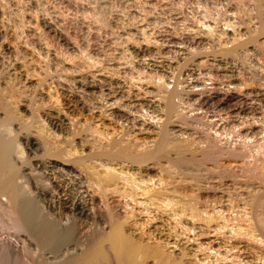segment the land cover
<instances>
[{
    "label": "rangeland",
    "instance_id": "374dc122",
    "mask_svg": "<svg viewBox=\"0 0 264 264\" xmlns=\"http://www.w3.org/2000/svg\"><path fill=\"white\" fill-rule=\"evenodd\" d=\"M229 48L232 51H229L230 53L227 52ZM8 63L9 80H6V82L7 86L9 84V93L11 94H9L11 97L10 109L15 113L17 122L15 119L10 120L9 127L5 128L15 142L14 148L15 146L16 148L14 150L17 149L16 151L19 153L17 154L14 151V158L16 157L15 155L23 157V160L18 157H16L17 159L13 158L17 162L13 160L17 169H27V166H31L32 157V159L49 157L41 152L45 147V144H43L45 141L52 148L60 149L61 147L60 153L62 151L63 155L59 153L58 149L57 151L62 158L66 156L64 153L66 150L64 149H67V151L74 150L72 155H82L94 149L92 147L101 146V144L104 146L107 138L110 137L111 139L109 138V140H112L114 137L117 138L116 136L119 137L113 140L120 142L119 145L122 142H128L127 144L132 142L138 145L137 147L140 144L143 145V147L141 145L139 148L135 147L136 150L147 148L156 134L157 124L159 125L161 122L160 118L162 119L160 105H158L160 104V99H158L157 93H164V87L167 90V87L172 82H176L181 106L179 110V104L175 105L178 111H176L177 114L173 118H171L172 116L170 117L172 126L169 128L170 124L168 125L167 137L170 139L174 138L172 139L175 142L174 145L177 144V147L182 150V154L179 152L177 156L180 157L179 160L181 162L183 161L182 159H186L185 165L181 163L178 164L179 166L176 165V167L171 166L175 172L174 170L172 171L167 162L174 159V154L168 151L166 159H164L165 156L158 158L165 161L164 163L156 158L157 160H152L154 163L152 161L145 162L139 165L140 167L135 166L132 169L133 172L138 171L143 179L156 184V186H153L156 192L157 189L161 191L165 189L163 193L168 190L164 194L161 192L162 194H159L160 198H165V200L169 198L171 201L172 199L176 201L180 199L178 201L180 203L186 196L183 204L187 205L186 203H188L189 205L190 203L191 206L189 205L185 208V205L183 206L180 203L182 205L180 208H184V211L181 209V212H185V214H181L179 209L174 210L175 207L179 208V203L175 201L177 203L175 204L172 201L175 204L174 208L167 205V207L162 206L169 209L167 214L165 209L162 211L161 205H157L156 211L158 212H155L156 218L159 217L157 221L158 219L159 221H156L157 223L155 222L154 225L162 227V229L167 226L168 233L172 231L169 237L173 233L176 236L172 238H176L180 234V237H177L179 240L176 238L178 242L191 243L188 245L189 247L185 248L192 251L196 250L193 253H197L200 250L195 256H198L197 258L202 261L205 260L204 262L207 260L206 263L226 264L227 262L228 264L229 262L231 264L233 261L228 260L232 259L235 261L237 256H239L237 260L240 261V264H243L246 258L244 264H250L251 262L264 264L262 262L264 258V252H262V250L264 251V238L254 228L255 221L259 219L260 214L263 215H261L262 217L260 216V219L263 218L262 220H264V0H0L1 69L4 66L7 67ZM154 82L158 83L155 84ZM10 83L12 84L10 85ZM159 83L161 86L163 84V86L156 88ZM14 94L17 95L15 96ZM123 107H126L125 110ZM153 108L156 110H153ZM141 115L143 117L139 118ZM21 122L22 124H20ZM24 124H27V126ZM141 124L143 125L141 126ZM19 125L24 126L19 128ZM39 130L38 135L35 134ZM30 134L32 138V135L35 134L34 139L36 136L38 137L36 140L38 144L41 143L39 145L40 148H43L39 149L40 153H32L30 149L23 145L22 139L24 136L30 137ZM19 135H23V138H20ZM171 135L174 137H169ZM176 135H180V137H176ZM181 137L183 141L180 140ZM119 138L123 140L120 141ZM178 140L181 141L180 144ZM173 141L172 143H174ZM187 142L189 145H184ZM192 142L195 143V146ZM204 144L206 145L205 147H203ZM128 146L130 149L132 148L130 145ZM187 146H190V148H187ZM204 148H208L206 152L210 151V153H207L208 157H205L207 154L205 155ZM184 151H188V153H184ZM189 151H191L190 155ZM198 152L199 154H196ZM29 153H32V155ZM33 154L40 155V157H36L37 155L34 157ZM198 156L202 157L201 160ZM60 157H57V159L62 162H66L70 158L67 156L63 160ZM192 158H195L197 163ZM198 160H200L199 164ZM165 163H167L166 168H169L163 167V170L162 166H165ZM121 164L124 165V163ZM125 165L127 166L128 164ZM30 169L34 170L32 166ZM165 169L166 172L170 173H166ZM169 169L170 171H167ZM45 170L47 171L46 168L34 170L33 173L36 171L38 175L41 173V176L39 175L40 178L36 177L34 173L32 178L29 176L30 178L26 179V182L28 184L35 182L36 185L38 184L43 188L48 186V188H45L48 191L50 188V192L52 193L53 191L55 194L57 191L66 188L67 184L65 181L57 182L56 186L58 188H56L51 181H55V179L58 181L59 178L49 171H47L49 172L48 175ZM182 170L183 173H181ZM163 171L168 175L164 174ZM164 175L166 176L164 177ZM44 176L45 178H43ZM51 176H55V179H52ZM33 178L36 181L38 180V183ZM43 183L45 184L43 185ZM163 186L167 187L164 188ZM25 187L28 188L27 185ZM164 195L167 196L164 197ZM193 199L197 200L196 203ZM229 199L231 200L230 202L234 201L236 204L234 202L228 203ZM170 200L169 202H171ZM252 200H256L260 207L256 206V201L254 205ZM192 201L194 206L197 204V208L193 206ZM225 201L230 204L229 207ZM200 205L204 213L199 210ZM245 205L248 206L246 211L247 206L245 207ZM234 206L237 208H234ZM241 206L244 208H239ZM158 207H161V210ZM189 207L197 210V212L194 213L192 208L191 212H189ZM204 207L208 208V212L209 208H212L216 213H213L210 209L211 212L208 214ZM223 207H228L229 212L225 211L228 208ZM185 209H189V213ZM178 210L181 214L180 217L183 215L182 219L177 216L179 214ZM218 210L219 212H217ZM220 210L225 212L222 213ZM241 210L242 215L247 217V219L245 217V220L252 225L246 224L244 219L243 221L240 220L242 216H239V212ZM160 211H162L160 213L161 216L159 214ZM198 211L206 216L211 213L213 215L216 214L214 217L216 221L211 218L213 216L211 214V217L208 216L211 221L208 219L210 221L208 222L206 220L207 217L205 215L202 216ZM162 213L166 215L163 216ZM191 213H194V216L199 214L201 217H193V219L199 220V223L198 220H194L196 225L189 223L191 218H186L187 216H193ZM217 213L221 214V221ZM172 214L177 216V218L174 215V218H171ZM235 214L240 218L233 216ZM184 215L187 216L185 217ZM229 215L232 216V220ZM251 215L253 216L251 217ZM166 217L168 219L170 217L171 220L174 219L173 222L169 219L170 223H178L175 225V229L178 228L183 233L178 232L177 235L174 225L172 223L169 224V220ZM202 217H206L204 220H206V224L208 222V227L205 225L204 220H201ZM234 217L238 221H236V224ZM248 217L251 218L249 219ZM252 218H254V222L251 221L253 220ZM187 219L189 222L187 221L186 223ZM260 219L259 221L261 222L262 220ZM213 220L215 221V226ZM227 220L228 222H226ZM239 220L241 221L240 224H238ZM166 221L169 225L165 223ZM181 221H185V224L184 222L181 224ZM200 221L203 223H200ZM229 221H231L230 224H228ZM162 222L165 223V226ZM211 222H213L212 226H210ZM216 222L224 224L221 227L223 230L221 228L218 229L222 223L218 227ZM242 223L246 225L243 226H248L247 230L242 228ZM1 224L3 225V220H1ZM2 225L0 227V238L13 241L14 239L10 236L9 230H6ZM170 225L173 230L169 229ZM180 225L188 229L184 228L183 230ZM228 225L230 226L228 227ZM190 226L192 228H189ZM224 226L229 228V230L232 229L231 235L228 234L231 230L227 229L228 232H226ZM209 228L212 229L210 230ZM233 228H238V233ZM178 229L176 230L180 231ZM185 229L188 233L191 229L192 231L187 235ZM240 229L246 230L243 234L250 232L248 234L250 236L243 235ZM250 229L251 231H248ZM252 229L255 231L253 232L254 234L252 233L253 235L251 234ZM209 230L211 233L213 232L214 238L210 236L212 234L208 232ZM221 230L224 233L226 232V235L235 236V238L228 237V239ZM195 233L197 234L195 235ZM206 233L210 235H206ZM198 234L202 235V238L198 237ZM203 234L205 235L203 236ZM220 234L223 235L221 236ZM236 234L240 236L238 237ZM20 236V234L14 236V241L19 243L20 238L22 239V236ZM192 236L197 237L193 239ZM223 236L225 237L219 240ZM256 236H260L259 238L263 239V243ZM184 237L186 239L190 238V242L188 243L186 239L184 241ZM250 237V241L245 240V238ZM225 238H227V241ZM231 238L237 239L234 241ZM213 239L216 240L213 241ZM253 240L255 242L258 240V243L261 242V244L259 243L261 248H258V243L256 242V245ZM212 241L214 243L216 241L220 242L221 245L217 242L214 244ZM241 241L243 243L248 242V244L246 243L247 245H252L254 242L255 244L253 243V245L255 247L253 245L247 246ZM223 243L225 245H222ZM196 245L199 247L198 249ZM200 245H206L210 248L205 247V249H208L205 250ZM194 246H196V249L193 250L192 247L194 248ZM214 246L218 251L219 249L220 251L221 249L222 251L224 250L225 255L220 253V251L218 252ZM219 246L221 248H218ZM228 247L231 249H225ZM244 247L253 251L254 255H252V252H248V249L245 250L244 254ZM7 248L9 249V247ZM28 248V253L16 250L15 254L13 253L15 251H11L12 249H7L6 253L0 252V264H36L31 262L33 261V253L35 255L38 249L33 247V244L32 246L29 244ZM201 250L208 251V253L204 254L205 252L202 253ZM225 250L230 252L227 251V253L231 254L230 257ZM237 250H240L241 253L239 251V254ZM180 251L186 250L182 249ZM176 252L178 250L172 251L173 254L175 253L174 256ZM260 252L262 253L260 254ZM213 253L215 256H219V260L214 258ZM233 255H235L234 259ZM256 255H260L259 258ZM261 255L262 258H260ZM220 256L222 257L220 258ZM223 257H226L225 260H223ZM248 258L253 260H248ZM220 259L223 260V263ZM254 260L256 263L253 262Z\"/></svg>",
    "mask_w": 264,
    "mask_h": 264
},
{
    "label": "bare ground",
    "instance_id": "6f19581e",
    "mask_svg": "<svg viewBox=\"0 0 264 264\" xmlns=\"http://www.w3.org/2000/svg\"><path fill=\"white\" fill-rule=\"evenodd\" d=\"M259 1V0H258ZM261 3V2H259ZM35 21V20H34ZM228 29V28H227ZM207 30V29H206ZM204 33V32H203ZM221 44V43H220ZM217 45V44H216ZM222 46V45H221ZM5 50V49H4ZM232 52L229 48V50H227V52ZM226 52V53H227ZM229 52V53H230ZM234 53V52H233ZM4 58V57H3ZM4 60V59H3ZM9 61V60H8ZM7 61V62H8ZM243 62V61H242ZM2 65V63H1ZM7 67L4 66L3 69H1L0 67V219L3 220V227L6 229V230H9V232L11 233L10 236H12V238L15 240L14 236H16L17 234H20L22 236V239L20 238V241L19 243H17L16 241H7V240H4L2 239V237L0 238V252H4L6 253V250L8 249L7 247H9L8 250H11V251H15L13 253L16 254V250L17 251H26V253H28L29 251V248H28V245L33 244V247H36L38 249V252L33 253V261L31 263H36V264H208L204 261H202L201 259H198L195 254L198 253V250L197 253H193L195 251H192L188 248H185L187 247L190 242V238L186 239L185 237L183 238L184 241L185 239L188 240V243L189 244H185V243H179L178 242V232H181L180 231H177L175 229V225L177 224H174L172 223L174 221L169 219L172 221L171 223L174 225V229H175V232H177V239L176 238H172V237H175L176 235L173 233L171 234V237H169L170 233L172 232H169L168 233V230L166 229V227L164 229H162V227H157L155 224V222L157 221V217L156 218V209H157V205H161V207H165L166 205L167 206H172V208H174L175 204L179 203L178 201L179 200H173L172 201H176L175 204L168 198L165 200V198H160L159 197V194L165 190H160V189H157V192L154 190L153 186H156V184H153L152 182L148 181V180H145L143 179L142 175H140L138 173V171L136 172H133V167H137L145 162H150L154 159L159 158H163L162 156H165L164 159H166V153L168 154V151H170L171 153L173 152L174 154V159L173 160H170L168 161L167 163L169 164V167L171 168V166L173 167H176V165L178 164H181V163H184L185 165V160L186 159H182L183 161L181 162V160H179L180 157H178L177 155H179V152L180 154H182V150H180V148H178L177 144H175V142L168 138L167 135V130L169 128H171V124H170V117L173 118L174 115L177 114L176 111H178L177 109L179 108L180 110V100L179 99V95H178V91L177 90V83L175 82H172V84L167 87V90L165 89V87L163 88L164 89V93L162 94H158L157 93V96H158V99H160V112H161V117L162 119L160 118L161 122L159 123V125L157 124V131H156V134L154 135V138H152L153 140L150 141L151 144H149L147 146V148L145 147L144 149L140 148L138 150H136L135 147H137L138 145L134 144L131 142V144H127V143H124L122 142L121 145H119L118 142H115L114 140H116L119 136H116L117 138H112V140H109V138H107L105 135V138H107V142L104 146H97V147H92L94 149L88 151L86 154H77V155H72V151L74 150H69L71 151V153H69V151H67V149H64L66 150L64 153L66 154V156L64 158H66L67 156L70 157L66 162H62L61 160L59 161L57 159V157H60L61 155H63V152L61 151L60 153V149L62 150V148L60 147L59 148H52V146L50 147L49 145H47L48 143L45 141L43 142V144H45L44 146V149L43 148H40V144H38L36 138H38L36 136V138L34 139V136L35 134L38 135V133L40 132L39 131H36V133L33 136V138L31 137V134L29 135L30 137H25L24 138L22 136H20V138L22 137L23 139V145L27 148V149H30L32 151V153H40L39 151L41 149H43L42 154H44L45 156H49V157H46V158H35V159H32V163L30 164L34 170H37V169H43V168H46L47 171L49 172H52L54 173L58 178L59 180L56 181V179L54 177H52V179H55V181H51L55 184L56 186V183L57 182H63L65 181V183L67 184L66 188L63 189V190H59L57 191V193H52L50 192V188H49V191L46 189L48 188V186H44V188L42 186H39L38 184L36 185L35 182H33L32 184H28L26 182V179L31 176H34L32 174H36L35 176L40 178L39 175L41 176V173L38 175L37 171L33 173L31 166H27L25 169H17L15 166H14V163L16 162V160L14 159H17L16 157H18L17 155H15L16 157L14 158V155H13V152L16 151L14 150L16 148H14V141H13V138L9 136V132L6 130L5 127H9V121L10 120H13L15 119V113L12 112V109H10V96H9V84L7 86V82L6 80H9V63L6 65ZM15 72V71H14ZM37 78V77H36ZM176 78V77H175ZM5 80V81H4ZM175 80V79H174ZM6 82V83H5ZM179 82V81H178ZM5 83V85H4ZM9 83V82H8ZM155 84L158 83V82H154ZM12 83H10L11 85ZM156 86V85H155ZM163 86V84H162ZM161 84H157L156 88H160L162 87ZM165 86V85H164ZM12 87V86H11ZM16 87V86H15ZM153 87V86H152ZM155 88V90H157ZM11 89V88H10ZM14 89V88H13ZM162 89V88H161ZM160 89V90H161ZM179 89V87H178ZM137 90V89H136ZM12 91V90H11ZM17 91V90H16ZM154 91V90H153ZM14 92V91H13ZM18 92V91H17ZM146 92V91H145ZM161 92V91H160ZM163 92V91H162ZM20 93V92H19ZM18 93V94H19ZM126 93V92H125ZM152 93V92H151ZM182 93V92H181ZM25 94V93H24ZM11 95V94H10ZM15 95V94H14ZM17 95V94H16ZM15 95V96H16ZM156 95V94H155ZM160 95V96H159ZM154 96V94H153ZM156 97V96H155ZM14 98V97H13ZM20 98V97H19ZM157 98V97H156ZM15 99V98H14ZM136 99V98H135ZM13 100V99H12ZM31 100V99H30ZM137 100V99H136ZM157 100V99H156ZM152 101V100H151ZM158 101V100H157ZM202 101V100H201ZM204 101V100H203ZM109 102V101H108ZM154 102V101H153ZM205 102V101H204ZM15 103V102H13ZM157 103V102H156ZM179 105H178V104ZM22 104V103H21ZM149 104V103H148ZM155 105V102L153 103ZM179 106L177 109L175 108L177 105ZM223 104V103H222ZM109 105V104H108ZM157 105V106H158ZM176 105V106H175ZM183 105V104H182ZM13 106V105H12ZM130 106V105H129ZM128 106V107H129ZM14 107V106H13ZM12 107V108H13ZM110 107V106H108ZM147 107V106H146ZM124 108V107H123ZM126 108V107H125ZM124 108V110H125ZM157 108V107H156ZM23 109V108H22ZM25 109V108H24ZM176 109V110H175ZM149 110V109H148ZM152 110V109H151ZM153 110H156L153 108ZM182 110V109H181ZM26 111V110H25ZM119 111V110H118ZM117 111V112H118ZM16 112V111H15ZM21 112V111H20ZM28 112V111H26ZM137 112V111H136ZM140 112V111H139ZM152 112V111H151ZM151 112H149L151 114ZM157 112V111H156ZM159 112V110H158ZM175 112V113H174ZM120 113V112H119ZM126 113V112H125ZM135 113V112H134ZM154 113V112H153ZM180 113V112H178ZM19 114V113H18ZM138 114V113H137ZM160 114V113H159ZM20 116V115H19ZM117 116V115H116ZM115 116V117H116ZM125 116V115H123ZM133 116V115H132ZM146 116V115H145ZM150 116V115H149ZM156 116V114H155ZM17 117V116H16ZM27 117V116H26ZM119 117V116H118ZM135 117V116H134ZM140 117H143L142 115L139 116ZM148 117V115H147ZM146 117V118H147ZM145 118V119H146ZM157 118H158V114H157ZM142 119V118H141ZM175 119V117H174ZM16 120V119H15ZM14 120V121H15ZM127 120V119H126ZM139 120V119H138ZM144 120V119H143ZM148 120V118H147ZM172 120V119H171ZM31 121V120H30ZM135 121V120H134ZM141 121V120H140ZM145 121V120H144ZM151 121V120H150ZM17 122V120H16ZM131 122V121H130ZM159 122V121H158ZM173 122V121H172ZM24 123V122H23ZM32 123V122H31ZM15 124V122H14ZM22 124V122L20 123ZM139 124V123H138ZM149 124H151L149 122ZM148 124V125H149ZM155 124V122H154ZM170 124V125H169ZM25 126H27V124H24ZM24 125H19V128L21 126H24ZM140 125V124H139ZM143 124H141L142 126ZM146 125V124H145ZM168 125H169V128H168ZM34 126V125H33ZM175 126V125H174ZM122 127V126H121ZM153 127V126H152ZM176 127V126H175ZM23 128V127H22ZM146 128V126H145ZM178 128V127H177ZM8 129V128H7ZM26 129V128H25ZM33 129V128H32ZM37 129V128H35ZM143 129V127H142ZM195 129V128H194ZM21 130V129H20ZM38 130V129H37ZM96 130V129H95ZM147 130V129H146ZM137 131V130H136ZM174 131V130H173ZM24 132V131H23ZM143 132H144V129H143ZM146 132V131H145ZM148 132V131H147ZM172 132V131H171ZM182 132V131H181ZM34 133V132H33ZM42 133V132H41ZM47 133V132H46ZM153 133V132H151ZM155 133V132H154ZM183 134V133H182ZM16 135V134H15ZM25 135V134H24ZM27 135V134H26ZM174 135V134H173ZM173 135L169 136V137H172ZM18 136V135H17ZM41 136V135H40ZM98 136V135H97ZM112 136V135H111ZM126 136V135H125ZM44 137V136H43ZM42 137V139H43ZM121 137V136H120ZM174 137V136H173ZM176 137H180V135H176ZM175 137V138H176ZM40 138V137H39ZM97 138V137H96ZM102 138V137H101ZM122 138V137H121ZM119 138V140L121 139ZM18 139V137H17ZM111 139V138H110ZM114 139V140H113ZM177 139V138H176ZM180 139V138H179ZM183 138L181 137L180 140H182ZM204 139V138H203ZM15 140V138H14ZM50 140V139H49ZM57 140V139H56ZM93 140V139H92ZM98 140V139H97ZM101 140V139H100ZM106 140V139H105ZM118 140V141H119ZM123 140V139H122ZM120 140V141H122ZM151 140V139H150ZM185 140V139H184ZM17 141V140H16ZM20 141V142H21ZM148 141V140H147ZM172 141L174 143H172ZM179 141V140H178ZM183 141V140H182ZM188 141V140H187ZM198 141V140H197ZM203 141V140H202ZM89 142V141H88ZM103 142V141H102ZM126 142V141H125ZM134 142V141H133ZM186 142V140H185ZM184 142V143H185ZM190 142V140H189ZM195 142V141H194ZM192 142V144H194L195 146V143ZM201 142V141H200ZM60 143V142H59ZM93 143V142H92ZM100 143V141H99ZM98 143V144H99ZM118 143V144H117ZM124 143V144H123ZM130 143V141H129ZM177 143V141H176ZM181 143V141H179V144ZM17 144V143H16ZM54 144V143H53ZM89 144H91L89 142ZM138 144V143H137ZM148 144V143H147ZM191 144V143H190ZM208 144V143H207ZM22 145V143H21ZM93 145V144H92ZM130 145L132 148L130 149L129 146ZM141 145V144H140ZM139 145V147H140ZM146 145V144H144ZM183 145V144H182ZM181 145V146H182ZM184 145H189L188 142ZM23 146V147H24ZM96 146V145H95ZM130 149H128L127 148ZM143 147V145H141ZM191 146V145H190ZM190 146H187V148H190ZM201 146V145H200ZM206 145L204 144L203 147H205ZM22 147V146H21ZM54 147V146H53ZM59 147V146H58ZM67 147H70V146H67ZM133 147H134V150H133ZM137 147V148H139ZM186 147V146H184ZM202 147V148H203ZM208 147V145H207ZM23 149V148H22ZM40 149V150H39ZM56 149V150H55ZM57 149L59 150V154ZM186 149V148H185ZM184 149V150H185ZM196 149V148H195ZM197 149H199L197 147ZM208 148H204L203 151L205 153V155L207 153H210V151L206 152ZM19 150V149H18ZM188 150V149H187ZM193 150V149H192ZM202 150V149H201ZM20 151V150H19ZM194 151V150H193ZM192 151V152H193ZM199 151V150H198ZM250 151V150H249ZM17 152V151H16ZM25 152V151H24ZM28 152V151H27ZM26 152V153H27ZM188 151H184V153ZM190 152L189 151V155H190ZM195 152V151H194ZM197 152V150H196ZM200 152V151H199ZM196 153V154H199ZM202 152V153H203ZM254 152V151H253ZM32 153L30 155H32ZM74 153V152H73ZM84 153V152H83ZM186 153V154H187ZM201 153V154H202ZM204 153L202 154L204 156ZM264 153V152H263ZM15 154V153H14ZM17 154H19L17 152ZM28 154V155H29ZM41 154V155H42ZM59 154V156H58ZM172 154V155H173ZM200 154V155H201ZM13 155V157H12ZM34 157L35 155L37 154H33ZM43 155V156H44ZM171 155V156H172ZM188 155V157H189ZM195 155V154H194ZM212 155V154H211ZM175 156H177L175 158ZM182 156V155H180ZM184 156V155H183ZM187 156V155H186ZM209 155L207 154L205 157H208ZM36 157H40V155H37ZM187 157V158H188ZM194 157V156H193ZM200 157V160H201V156H198V158ZM204 157V158H205ZM14 158V159H13ZM18 158H23V157H18ZM30 158V157H29ZM61 159L64 160V158L60 157ZM59 158V159H60ZM183 158V157H181ZM190 158V157H189ZM197 158V157H196ZM214 158V157H213ZM212 158V159H213ZM216 158V157H215ZM20 159V160H21ZM25 159V158H24ZM156 159V160H157ZM160 159V158H159ZM158 159V160H159ZM171 159V158H169ZM193 159V158H192ZM195 159V158H194ZM193 159V160H194ZM206 159V158H205ZM211 159V160H212ZM13 160L15 162H13ZM23 160V159H22ZM190 160V159H188ZM187 160V161H188ZM196 160V159H195ZM194 162L197 163V160ZM198 160V164H199V161ZM210 160V159H209ZM30 161V160H29ZM159 161H163V160H159ZM167 161V160H166ZM191 161V160H190ZM18 162H19V159H18ZM153 162V161H152ZM165 161H163L164 163ZM17 163V162H16ZM21 163V162H20ZM25 163V162H24ZM23 163V164H24ZM121 163H124V165H122ZM154 163V162H153ZM165 163V166H162V169L163 167L166 168V164ZM188 163V162H187ZM194 163V164H196ZM22 164V165H23ZM26 164V163H25ZM24 164V165H25ZM125 164H128L127 166ZM149 164V163H148ZM156 164V162H155ZM190 164V163H189ZM187 164V165H189ZM197 164V165H198ZM19 165V164H18ZM28 165V164H26ZM151 165V164H150ZM153 165V164H152ZM183 165V167H185ZM191 165V164H190ZM17 166V164H16ZM20 166V165H19ZM146 166V164H145ZM149 166V165H148ZM179 166V165H178ZM182 166V165H181ZM18 167V166H17ZM28 167H30L28 169ZM140 167V166H139ZM138 167V168H139ZM143 167V166H141ZM168 167V168H169ZM182 167V168H183ZM187 167V166H186ZM22 168V167H21ZM148 168V167H146ZM166 168V169H168ZM191 168V167H189ZM193 168V166H192ZM191 168V169H192ZM161 169V170H162ZM166 169H165V172H166ZM172 169V168H171ZM178 169V168H177ZM184 169V168H183ZM187 169V168H186ZM136 170V168H135ZM164 170V169H163ZM174 169H172L173 171ZM27 173H26V172ZM32 171V172H31ZM40 171V170H39ZM45 170V173H47L49 175V172H47ZM167 171H170L167 170ZM171 171V172H172ZM177 171V170H176ZM30 172V173H29ZM43 173V171H41ZM140 172V171H139ZM142 172V171H141ZM144 172V171H143ZM175 172V170H174ZM178 172V171H177ZM164 173V171H163ZM166 173H170V172H166ZM164 173V174H166ZM183 173V170L182 172ZM185 174V173H184ZM183 174V175H184ZM51 175V174H50ZM144 175V174H143ZM168 175V174H166ZM164 175V177L166 176ZM181 175V174H180ZM163 176V175H162ZM35 177V178H36ZM46 177H48L46 175ZM50 177V178H51ZM30 178V177H29ZM35 178H33L35 180ZM42 178V177H41ZM45 178V176L43 177ZM147 178V177H146ZM171 178V177H170ZM149 179V178H148ZM191 179V178H190ZM48 180V178H47ZM150 180V179H149ZM164 180V179H163ZM36 181V180H35ZM38 181V180H37ZM36 181V183H38ZM42 181V180H41ZM50 181V180H49ZM30 182V181H29ZM40 182V181H39ZM44 182H45V179H44ZM42 183V182H40ZM244 183V182H243ZM45 183H43L44 185ZM24 187L27 185L28 188H24ZM42 185V184H41ZM161 185V184H160ZM159 185V186H160ZM165 185V184H164ZM46 187V188H45ZM51 187V186H50ZM158 187V185H157ZM164 188H166L165 186H163ZM54 188V187H53ZM56 188H58L56 186ZM61 188V186H60ZM52 189V188H51ZM163 189V188H161ZM170 189V188H169ZM168 191V190H167ZM167 191H165L164 193H166ZM170 191V190H169ZM161 193V194H162ZM163 193V194H164ZM172 194V192H171ZM170 194V195H171ZM185 194V193H184ZM169 195V194H168ZM174 195V194H173ZM172 195V196H173ZM180 195V194H178ZM186 195V194H185ZM162 196V195H161ZM167 196V195H166ZM164 195V197H166ZM190 196V195H189ZM170 197V196H169ZM174 197V196H173ZM184 197V196H182ZM188 197V196H187ZM255 197V196H254ZM178 198V197H177ZM181 198V197H180ZM186 200V196L184 198ZM184 199H182V201L180 203H185L183 202ZM192 199V198H191ZM252 199V198H251ZM254 199V198H253ZM169 200L172 202H169ZM189 200V199H188ZM187 200V201H188ZM194 200V199H193ZM247 200H250V199H247ZM258 200V199H256ZM256 200H252L254 202V205H255V201ZM197 201V200H196ZM196 201L194 200V202L196 203ZM231 200L229 199L228 200V203L230 202ZM233 201V200H232ZM190 202V201H189ZM192 201V204L194 203ZM234 202V201H233ZM233 202H230V203H233ZM259 202V201H258ZM179 203V208L175 207L174 210L176 209H179L180 212H181V209L180 208L182 205H180ZM221 203V202H220ZM219 203V204H220ZM225 203H227L225 201ZM227 203V204H228ZM235 203V202H234ZM169 204V205H168ZM187 205L183 204V206L185 205V208L186 206H189L188 203H186ZM200 204V203H199ZM202 204V203H201ZM236 204V203H235ZM248 204V203H246ZM197 205V204H196ZM196 205L193 206L196 207ZM224 205V203H223ZM230 204H228V207H229ZM242 205V204H241ZM251 205V204H249ZM166 206V207H167ZM191 206V205H190ZM215 206V205H214ZM226 206V205H225ZM232 206V205H231ZM237 206V205H236ZM234 206V208L236 207ZM247 205H245L246 207ZM256 206L257 207H260L259 204H257V201H256ZM161 207L159 208L161 210ZM162 207V208H163ZM200 209L199 210H202L201 209V205L199 206ZM203 207V206H202ZM206 207V206H205ZM204 207V208H205ZM208 207V205H207ZM219 207V206H218ZM228 207H223V208H228ZM233 207V206H232ZM255 207V206H254ZM188 208V207H187ZM192 208V207H191ZM191 208L189 207L188 210L185 209L186 212H191ZM197 208V207H196ZM231 208V207H230ZM237 208V207H236ZM239 208H244L243 206L239 207ZM152 209H155V210H152ZM169 211V209L167 208H163L162 211ZM167 209V210H166ZM206 209V208H205ZM204 209V210H205ZM208 209V208H207ZM206 209V212H208V210ZM213 212V213H216L212 210V208H209V212L210 211ZM222 209V208H220ZM232 209V208H231ZM178 210V212H179ZM184 211V208L182 209ZM193 210V208H192ZM195 210V209H194ZM193 212H197V210H195ZM217 210V209H216ZM224 210V209H223ZM223 210L221 211L222 213H224L225 211H227V213L229 212V208L227 210H225L223 212ZM234 210V209H233ZM244 210V209H243ZM248 210V206H247V209H245V211ZM253 210V209H252ZM156 211V212H155ZM160 211L159 214L162 212ZM183 211L181 212V214L183 213ZM203 211V210H202ZM201 211V212H202ZM231 211V210H230ZM236 211H238L236 209ZM235 211V212H236ZM240 211V209H239ZM251 211V209H250ZM249 211V213H250ZM254 211V210H253ZM171 212V211H170ZM175 212V211H174ZM173 212V213H174ZM177 212V213H178ZM180 212L177 216H179V218L183 217V215L180 217ZM188 212V213H189ZM208 212V214H209ZM219 212V210L217 211ZM248 212V211H247ZM246 212V213H247ZM172 213V212H171ZM194 213H191L193 214V216L191 215L190 216H187L189 214H187L185 217L186 218H191V220L188 221V219L186 220V223L187 221L189 223H195V221H197L198 219H193V217H196L200 215L201 213H198L199 214H195L197 216H194ZM204 213V211H203ZM238 213V212H237ZM241 213V215H240ZM165 214V213H164ZM168 214V212H167ZM176 214V213H175ZM185 214V212L183 213ZM207 216L205 214H201L202 216H206L207 217V221L209 219V217H211L210 215ZM218 214V213H217ZM232 214H233V211H232ZM231 214V215H232ZM253 214V212H252ZM158 215V214H157ZM163 215V213H162ZM166 215V214H165ZM163 215V216H165ZM171 216V214H169ZM168 215V216H169ZM172 214V217L171 218H174L177 216ZM213 215V214H212ZM216 214H214L211 218L214 219ZM219 215V214H218ZM223 215V214H222ZM226 215V214H225ZM229 215L231 217V220H232V216ZM249 215V214H248ZM247 215V216H248ZM255 215V214H253ZM251 215V217L253 216ZM258 215V214H257ZM262 214H260L261 216ZM161 216V214H160ZM162 216V217H163ZM209 216V217H208ZM220 217V221H221V214L219 215ZM233 216H238V215H233ZM239 216H242L241 218ZM239 216H238V219L240 218V220L243 221V219L245 220V215H242V210L241 212H239ZM244 216V218H243ZM260 216H259V219H260ZM263 216V215H262ZM261 216V217H262ZM161 217V218H162ZM205 217V218H206ZM229 217V218H230ZM236 217H234V221H235V224H236ZM250 217V218H251ZM258 217V216H256ZM165 218V217H164ZM163 218V219H164ZM167 218V217H166ZM175 218V219H176ZM178 218V220H179ZM201 218V217H200ZM199 218V219H200ZM204 217H202L201 220H204L205 219ZM227 219V217H225ZM249 218V217H248ZM249 218V219H250ZM162 219V220H163ZM168 219V218H167ZM168 219V220H169ZM182 219V218H181ZM185 219V218H184ZM183 219V220H184ZM224 219V217H223ZM247 219V217H246ZM254 222V218H252ZM257 219V218H256ZM255 219V220H256ZM259 219H257V221H255V227L256 230H258L260 232V234L262 235L261 237L264 238V224H263V221L262 220L261 222L259 221ZM1 220H0V223H1ZM161 220V219H160ZM165 220V219H164ZM163 220V221H164ZM167 220V221H168ZM170 220L168 221L169 224L170 223ZM195 220V221H194ZM206 220H204V223L206 222ZM210 220V219H209ZM215 220V219H214ZM213 220L214 222V226H215V221ZM219 220L217 219V221L219 222ZM239 220V221H240ZM159 221V219H158ZM157 221V222H158ZM167 221L165 223H167ZM194 221V222H193ZM211 221V220H210ZM208 221V222H210ZM156 222V223H157ZM179 222V221H177ZM182 222H184L185 224V221H181V224ZM207 222V224H208ZM210 224V226H212V223ZM223 222V221H222ZM220 222L219 224L217 223L218 227L221 225ZM228 222V220L226 221ZM225 222V223H226ZM231 221H229L228 224H230ZM233 222V221H232ZM238 222V221H237ZM246 224L249 223V225L251 224L250 222L248 221H244ZM164 223V222H162ZM165 223H164V226H165ZM198 223H199V220H198ZM200 223H203L202 221H200ZM234 223V222H233ZM232 223V225H233ZM241 221L238 223L240 224ZM245 223L243 224L242 223V228H246L247 230V227H245ZM168 224V223H167ZM168 224V225H169ZM207 224L205 223V225L207 226ZM227 224V223H226ZM0 225V227H1ZM162 225V224H161ZM160 225V226H161ZM172 225V227H173ZM187 225V224H186ZM192 225V224H191ZM223 223L222 225L218 228L220 229L221 227H223ZM231 225V226H232ZM245 225V226H243ZM252 225V224H251ZM163 226V227H164ZM179 226V225H178ZM182 226L181 229L183 228V225H180ZM202 226H204V224H202ZM230 225H228L229 227ZM188 227V226H187ZM194 227V226H193ZM208 227V226H207ZM225 227V226H224ZM236 227H241V226H236ZM235 227V228H236ZM168 228V227H167ZM171 228V225L169 227V229ZM186 228V227H184ZM183 228V230H184ZM189 228H192L191 226ZM205 228V227H204ZM217 228V226H216ZM226 228V227H225ZM232 228V227H231ZM233 228V230L235 229ZM250 228H252V226H250ZM188 229V228H186ZM185 229V233L187 232V230ZM194 229V228H193ZM197 229V227H196ZM200 229V227H199ZM198 229V230H199ZM210 229V228H209ZM212 229V228H211ZM210 229V230H211ZM222 229V228H221ZM229 228H226V232H228ZM238 229V228H237ZM237 229H235L237 231ZM249 229V228H248ZM170 230H173L172 228ZM207 230V229H206ZM210 230L208 232H210ZM217 230V229H216ZM223 230V229H222ZM221 230V231H222ZM231 230V231H230ZM229 233L231 235V232L232 229H230ZM239 230V229H238ZM241 230V229H240ZM243 230V229H242ZM241 230V233L243 234L244 232H246V230L242 232ZM192 229L190 230L189 233H191ZM197 231V230H195ZM202 231V230H200ZM214 231V230H213ZM235 231V232H236ZM248 231H251L248 230ZM247 231V232H248ZM194 232V231H193ZM204 232V231H203ZM219 232V230H218ZM224 233V231H222ZM225 232V233H226ZM255 232L253 231L252 229V232L251 234ZM183 233V232H181ZM187 232V235L189 234ZM202 233V232H200ZM205 233V232H204ZM211 233V232H210ZM216 233V232H214ZM224 233V235H226ZM238 233V231H237ZM240 233V234H241ZM250 232H248L249 234ZM257 233V232H256ZM193 234V233H192ZM197 233H195L196 235ZM212 235L210 234H207L206 235H210L214 238V235H213V232L211 233ZM217 234V233H216ZM215 234V235H216ZM228 234L226 235L227 238L228 237H234L235 236H228ZM233 234V233H232ZM248 234H243V235H248ZM254 234V233H253ZM252 234V235H253ZM183 235V234H182ZM205 234H203L204 236ZM218 235V234H217ZM221 235V234H220ZM223 235V234H222ZM221 235V236H222ZM237 235V234H236ZM259 235V234H258ZM20 236V237H21ZM238 237L240 235H237ZM244 236V237H245ZM250 236V235H248ZM247 236V237H248ZM180 237V236H179ZM189 237V236H188ZM191 237V236H190ZM193 239H195L194 237H197V236H192ZM198 237H201L202 238V235H199L198 234ZM219 237V235L217 236ZM216 237V239H218ZM225 236L223 237H220L219 240H221V238H224ZM237 237V238H238ZM242 237V236H241ZM240 237V239H241ZM255 237V236H253ZM252 237V239H254ZM260 237V236H259ZM256 236V238L259 240L261 238H259ZM208 238V237H207ZM227 238L226 241H227ZM231 238V239H232ZM236 238V239H237ZM243 238V237H242ZM18 239V237H17ZM16 239V240H17ZM181 239V238H180ZM192 239V238H191ZM200 239V238H198ZM216 239H213V241H215ZM229 239V238H228ZM230 239V240H231ZM236 239H232V240H236ZM251 237L250 238H245V240H249L250 241ZM182 240V239H181ZM180 240V241H181ZM205 240V239H204ZM231 240V242H232ZM244 240V239H243ZM242 240V241H243ZM255 240V239H254ZM253 240V241H254ZM258 240H256V242L258 243ZM263 239L259 240L263 243L262 241ZM197 241V240H196ZM212 241V243H214ZM218 241V240H217ZM216 241V242H217ZM224 241V240H223ZM233 241V242H234ZM241 241V242H242ZM192 242V240H191ZM216 242L214 244H216ZM229 242V240H228ZM239 242V240H238ZM240 242V243H241ZM255 242V241H254ZM253 242V243H254ZM255 242V243H256ZM261 242H259L261 244ZM197 244V242H195ZM194 243V244H195ZM206 243V242H205ZM210 243V241H209ZM208 243V244H209ZM221 245L220 242H217ZM237 243V242H235ZM243 243V242H242ZM245 244L248 242H244ZM243 243V244H244ZM251 244V242H249ZM252 243V245H253ZM254 243V244H255ZM256 243V245H257ZM259 243H258V248H261L259 246ZM200 244V243H199ZM213 244V245H214ZM230 244V243H229ZM246 244V245H247ZM184 245V246H183ZM192 245H193V242H192ZM204 245V244H203ZM203 245H200V247H203L205 249V247L208 248V246H203ZM222 245H225L224 243ZM236 245V244H235ZM245 245V246H246ZM252 245H247V246H252ZM191 246V245H190ZM197 246V245H196ZM194 246V248L192 247V249H198L199 247L197 246ZM218 246V245H217ZM238 246V245H237ZM244 246V245H243ZM254 246V245H253ZM189 247V246H188ZM196 247V248H195ZM215 247V246H214ZM227 247V246H226ZM231 247V246H230ZM230 247L228 248H225V249H229ZM234 247V246H233ZM240 247V245H239ZM255 247V246H254ZM28 248V249H27ZM32 248V247H30ZM202 248V249H203ZM205 249V250H208V249ZM216 248V247H215ZM218 248H221V246H219ZM242 248V247H241ZM264 248V247H263ZM262 248V249H263ZM182 249H185L186 251H183L181 252L180 250ZM212 249V247H211ZM217 249V248H216ZM224 249V247H223ZM231 249V248H230ZM248 249V252H252L253 251H250L249 248ZM246 247H244V254H245V250H247ZM176 252V255L174 256V254L172 253V251H177ZM205 250H201L202 253L205 252ZM233 250V249H232ZM241 250V249H240ZM240 250H237L238 253ZM252 250V248H251ZM255 251V249H253ZM10 251V252H11ZM35 251V250H34ZM213 251H215L213 249ZM212 251V252H213ZM218 251V249H217ZM220 251V249H219ZM218 251V252H219ZM222 251V249H221ZM220 253H224L223 251ZM228 250H225V252L227 253ZM236 251V252H237ZM261 251V250H260ZM32 252V251H31ZM229 252V251H228ZM233 252V251H232ZM235 252V253H236ZM257 252V250H256ZM262 252H264L262 250ZM260 252V254L262 253ZM8 253V252H7ZM12 253V254H13ZM208 253V251H206L204 254ZM216 253V251H215ZM230 253V252H229ZM227 253V255L229 254ZM234 253V252H233ZM241 253V251H240ZM239 253V254H240ZM247 253V251H246ZM251 253V254H252ZM200 254V252H199ZM210 254H211V250H210ZM218 255V253H216ZM237 254V255H239ZM243 254V253H242ZM208 255V254H207ZM212 255V254H211ZM214 255V253H213ZM225 255V253L223 254ZM222 255V256H223ZM231 254H229V257H230ZM236 255V254H235ZM235 255H233V259L235 257ZM254 255V253L252 254ZM264 255V254H263ZM206 256V255H205ZM220 256V258L222 257ZM246 256V255H245ZM257 256V255H256ZM255 256V257H256ZM260 255H258L257 257L259 258ZM201 257V256H200ZM204 257V256H203ZM202 257V259H203ZM207 257V256H206ZM210 257V255H209ZM219 256H215L214 255V258L218 259ZM227 257V256H226ZM225 257V258H226ZM239 256H237V259ZM248 257V256H247ZM251 257V256H249ZM254 257V259H256ZM213 258V257H212ZM224 258V257H223ZM222 258V259H223ZM225 258L223 260H225ZM262 258V255L261 257ZM229 259V258H228ZM227 259V260H228ZM236 259V258H235ZM236 259V260H237ZM247 259V258H246ZM246 259L245 261H243V264L246 262ZM210 260V259H209ZM212 260V259H211ZM215 260V259H214ZM212 260V261H214ZM219 260V259H218ZM223 260L220 259V261L222 262ZM226 260V261H227ZM235 260V261H236ZM243 260V259H241ZM248 260H253V259H249ZM261 260V259H260ZM263 263H264V258L262 259ZM20 261V260H19ZM216 261V260H215ZM228 261H233L235 262L234 260L230 259ZM239 263H238V262ZM235 263L236 264H240V261L237 260ZM250 261V262H251ZM259 261V260H258ZM257 261V262H258ZM231 262V264L233 263ZM249 262V263H250ZM255 262V260L253 261ZM217 263V262H216ZM223 263V262H222ZM225 263V262H224ZM233 263V264H235ZM252 263V262H251ZM250 263V264H251ZM256 263V262H255ZM259 263H261L259 261ZM210 264V263H209ZM214 264V262H213ZM227 264V262H226ZM228 264H230L228 262ZM242 264V263H241ZM254 264V263H252ZM262 264V263H261Z\"/></svg>",
    "mask_w": 264,
    "mask_h": 264
}]
</instances>
